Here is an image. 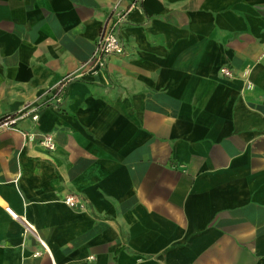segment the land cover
Listing matches in <instances>:
<instances>
[{
    "label": "crops",
    "instance_id": "crops-1",
    "mask_svg": "<svg viewBox=\"0 0 264 264\" xmlns=\"http://www.w3.org/2000/svg\"><path fill=\"white\" fill-rule=\"evenodd\" d=\"M132 1L0 0V264H264V0H140L85 76Z\"/></svg>",
    "mask_w": 264,
    "mask_h": 264
},
{
    "label": "built area",
    "instance_id": "built-area-1",
    "mask_svg": "<svg viewBox=\"0 0 264 264\" xmlns=\"http://www.w3.org/2000/svg\"><path fill=\"white\" fill-rule=\"evenodd\" d=\"M139 1L133 0L126 9H120L118 6H114L111 9L109 17L99 31L92 55L80 66V68H85V71H83L85 76L98 74L106 68L107 61L110 57L124 54V46L119 39V31L127 22L129 12L137 6ZM220 72L227 77L231 75L226 69H221ZM76 78L77 76L74 75L64 78L59 86V90L61 92L64 91L66 86ZM28 116H31L32 120L35 121L37 120L38 114L37 112H33ZM15 124L16 118L7 116L0 121V128L14 129ZM39 144L47 151H53L55 148L54 139L51 135H42ZM65 203L71 207L76 205V201L72 196L67 197Z\"/></svg>",
    "mask_w": 264,
    "mask_h": 264
},
{
    "label": "trees",
    "instance_id": "trees-1",
    "mask_svg": "<svg viewBox=\"0 0 264 264\" xmlns=\"http://www.w3.org/2000/svg\"><path fill=\"white\" fill-rule=\"evenodd\" d=\"M3 118H5V117H3ZM3 118H1L0 121H1Z\"/></svg>",
    "mask_w": 264,
    "mask_h": 264
}]
</instances>
